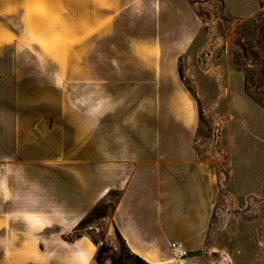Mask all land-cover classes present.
Here are the masks:
<instances>
[{"label":"crops","instance_id":"crops-1","mask_svg":"<svg viewBox=\"0 0 264 264\" xmlns=\"http://www.w3.org/2000/svg\"><path fill=\"white\" fill-rule=\"evenodd\" d=\"M200 30L192 0H0L2 46L9 56L49 58L50 85L60 91L49 95L47 155L39 160L80 180L55 196L68 208L65 231L117 196L112 225L130 252L146 264H195L218 196L215 168L196 142L198 101L215 85L187 68L192 92L179 72ZM229 104L244 128L235 132L244 135V111L260 114V107L239 92ZM241 142L229 148L232 196L260 186V162L246 159ZM174 242L184 258L174 260ZM97 247L84 235L54 242L48 264H101Z\"/></svg>","mask_w":264,"mask_h":264},{"label":"rangeland","instance_id":"rangeland-1","mask_svg":"<svg viewBox=\"0 0 264 264\" xmlns=\"http://www.w3.org/2000/svg\"><path fill=\"white\" fill-rule=\"evenodd\" d=\"M192 2L201 30L192 57L180 60V69L192 92L187 68L215 85L205 86L211 98L198 101L196 142L202 161L215 168L218 188L195 264H264V0ZM11 51L0 42V264H48L58 250L49 245L82 235L96 240L97 249L103 244L101 264H146L114 230L111 212L117 196L98 202L74 231H65L68 208L55 196H67L80 180L64 165L39 160L47 155L49 95L60 91L50 85L49 58L9 56ZM238 92L260 107V114L242 113L244 135L235 132L244 128L231 116L229 104ZM41 117L45 121H38ZM253 134L260 135L259 144ZM241 140L246 159L260 162V186L246 196H232L229 148Z\"/></svg>","mask_w":264,"mask_h":264},{"label":"built area","instance_id":"built-area-1","mask_svg":"<svg viewBox=\"0 0 264 264\" xmlns=\"http://www.w3.org/2000/svg\"><path fill=\"white\" fill-rule=\"evenodd\" d=\"M170 249L173 252L174 260H179L186 256V251L179 247L175 242L170 244Z\"/></svg>","mask_w":264,"mask_h":264},{"label":"trees","instance_id":"trees-1","mask_svg":"<svg viewBox=\"0 0 264 264\" xmlns=\"http://www.w3.org/2000/svg\"><path fill=\"white\" fill-rule=\"evenodd\" d=\"M179 72H180V75H181V69H180V67H179ZM92 241H93L94 243H97V241L94 240V239H92ZM102 250H103V244L97 249V252H96L95 260H96L98 263H101L100 255H101V253H102ZM135 257H136L137 259L140 260V258H139L137 255H135Z\"/></svg>","mask_w":264,"mask_h":264}]
</instances>
